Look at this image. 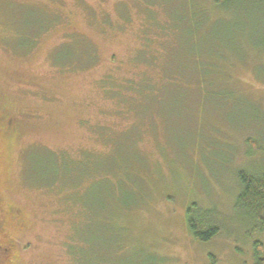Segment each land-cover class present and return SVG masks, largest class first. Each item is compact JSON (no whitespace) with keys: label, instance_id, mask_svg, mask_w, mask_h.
Returning <instances> with one entry per match:
<instances>
[{"label":"rangeland","instance_id":"obj_1","mask_svg":"<svg viewBox=\"0 0 264 264\" xmlns=\"http://www.w3.org/2000/svg\"><path fill=\"white\" fill-rule=\"evenodd\" d=\"M137 1L0 0V264H68L71 234L76 264H254L253 243H264V228L233 204L238 173L264 169V0L221 7L216 0H141L170 19V64L191 60L194 41L200 48L204 25L192 30L182 19L190 9L211 22V39L236 50L227 53L232 67L213 61L219 74L211 85H232L233 97L179 107L162 99L160 115L154 110L149 120L138 111L146 103L127 89L143 73L159 78L133 63L144 45ZM199 137L224 147L202 161ZM96 168L115 175L87 179L71 194L49 186L69 179L67 169L76 179ZM190 203L223 214V232L194 240L185 224ZM113 245L123 246L114 257Z\"/></svg>","mask_w":264,"mask_h":264},{"label":"trees","instance_id":"obj_2","mask_svg":"<svg viewBox=\"0 0 264 264\" xmlns=\"http://www.w3.org/2000/svg\"><path fill=\"white\" fill-rule=\"evenodd\" d=\"M233 1H241V0H216L217 6H226L228 3ZM138 6L142 14L144 15L143 19V28L139 32V34L142 32L141 38L144 40V45H141L139 48H137V52L134 54H140V57H138V61L136 62L133 60V63H140L144 64L146 67L156 69L159 72V75L157 79L154 80L152 76L145 75L144 73L138 77V79H132L127 81V89L129 91H136L135 97L143 99L144 104L142 108H138V111H142L143 116H149L147 120H149L152 116V113H154V110H156L157 115H160L158 113L157 109V102L162 99H173L175 100L176 106H181V102L188 101L190 103H193L200 98H204L205 100H214L221 102V100H224L229 97H233V91L238 92L235 88L232 87V85H229L227 89L223 87H212V80L215 78L219 71L217 70V67L214 65L213 61H228L229 64H231L230 59H228L227 53H230V50H232L234 53L236 50L232 49L230 44H227L226 42H220L217 41L215 38L214 40L211 39L212 35H208V28L211 22H209L206 19L205 22H203V14H201V11L198 9H190L191 11L188 13V17H183L182 19L184 22H188L186 26H191L190 29L193 30L192 27H196L198 22L202 25H204V36L201 38V41H199L200 48L197 47L196 41H194V45L192 48L195 49V52L192 51L191 60H188L187 58H179L171 62L169 58V49L172 44V30L168 26L171 25L170 19L168 20V15L165 12L164 8H159L160 10L154 13V3L152 1H145L141 5V0L137 1ZM164 9V10H163ZM164 11V12H162ZM158 12H162L165 15V19H163L162 22L158 20ZM185 15V14H184ZM206 16V15H205ZM205 18V17H204ZM165 22V23H164ZM36 31V30H35ZM34 31V32H35ZM46 31V30H45ZM44 32V31H43ZM43 32L41 34H43ZM154 37V38H153ZM33 42V39L31 40ZM159 41V42H158ZM183 41L182 42L183 44ZM201 42V44H200ZM156 43H160V47L156 45ZM193 43V41H191ZM189 46V42H188ZM186 49V47H185ZM189 49V48H188ZM182 50V49H181ZM185 51V50H184ZM185 52H188L186 49ZM233 53V54H234ZM201 55L204 57V61L198 63L196 60V56ZM189 62V66L188 63ZM233 62V61H232ZM234 64V62H233ZM229 65L232 67V65ZM193 80H200L198 84H196L197 87L195 88H183L180 84H184L187 81H193ZM170 85V87H166ZM117 87V86H115ZM202 88V89H201ZM114 97L119 96V99L123 98V93L120 89H113L110 91ZM150 99V100H149ZM244 97L242 95L235 97V102H242ZM152 104H149V101ZM217 103V104H218ZM154 104V105H153ZM219 106H216L215 109L219 112L221 109L218 108ZM218 108V109H217ZM149 109V110H148ZM229 110V108H228ZM140 113V112H139ZM194 142V140H192ZM190 141L189 143L192 144L193 142ZM199 143V144H198ZM198 154L200 157V160L203 161L206 157H210L212 155V151L214 148L224 147L222 143L216 144L215 140L207 141L204 137H199L198 139ZM189 144V145H190ZM256 147V146H254ZM227 148V147H225ZM83 154V153H82ZM75 163L73 165H81L80 161L73 158ZM206 160V159H205ZM98 164V163H97ZM115 172V171H114ZM113 171H105L104 169L96 168L92 174L87 175V173L84 171L82 172L81 177L78 178H71L72 173L71 170H66V176H69V179L65 178L62 180H58L57 177L50 180L49 186H60L62 188H68L70 190L69 193L71 194L73 191H75L80 184L86 182V180L90 179L91 183H96L97 180H100L103 178V175H106L110 178L111 176H114L115 173ZM86 175V176H85ZM76 182H75V181ZM238 180L241 185V189L239 193L237 194L233 207L238 210L242 211L247 217L250 218V220L254 221L261 229L264 228V169L261 170L260 174L251 175L247 172L240 171L238 173ZM58 183H61L59 185ZM63 185V186H62ZM69 201L76 204L78 203L74 198L68 197ZM72 204V205H74ZM79 216V217H78ZM73 216L74 219L80 220V215ZM223 217H225L223 214H221L219 211L216 210L215 207L211 206H203L200 207L196 203H190L186 208V214H185V224L187 227V230L189 234L192 236V238L196 241L200 242H206L212 240L214 237L218 236L223 232V226L221 220H223ZM84 217H81L83 220ZM81 220V221H82ZM71 227V226H70ZM75 230V227H73ZM82 232V231H81ZM72 235V234H71ZM70 235L68 244L66 245L67 255H68V264H76L77 263V257L79 256V250L78 246L74 247V245H70V243L73 241L72 236ZM82 240V238H81ZM80 240V241H81ZM123 248V246H116L113 245L111 250H109V254H112L111 256H116L115 252L121 253L120 249ZM106 252V251H104ZM146 253V251H142V254ZM102 254V253H101ZM141 254L140 251L135 252L134 255L139 256ZM150 256V259L154 260L157 259L159 261H162V258H159L158 256H155L154 254H148ZM85 255L83 254L81 258H83ZM158 257V258H157ZM253 257H254V264H264V243L261 241H255L253 243ZM214 261V259H212Z\"/></svg>","mask_w":264,"mask_h":264}]
</instances>
